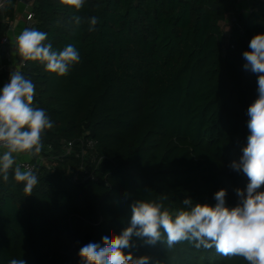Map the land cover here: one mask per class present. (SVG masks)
Segmentation results:
<instances>
[{
    "label": "trees",
    "instance_id": "1",
    "mask_svg": "<svg viewBox=\"0 0 264 264\" xmlns=\"http://www.w3.org/2000/svg\"><path fill=\"white\" fill-rule=\"evenodd\" d=\"M32 8L29 28L47 33L54 50L71 44L80 62L65 76L40 62L22 66L35 85L33 107L53 127L30 159L47 163L31 194L14 180L17 161L7 182L0 176V264H81V247L130 226L136 199L174 214L185 198L215 206L226 189V207L237 205L235 190L248 180L230 165L247 145V109L258 98L243 53L264 34V0H86L79 11L38 0ZM8 30L0 23V39ZM7 80L0 70V89ZM88 140L102 161L91 165L95 180L75 181L80 162L65 146L79 152ZM133 243L125 253L149 264H247L189 241Z\"/></svg>",
    "mask_w": 264,
    "mask_h": 264
},
{
    "label": "clouds",
    "instance_id": "2",
    "mask_svg": "<svg viewBox=\"0 0 264 264\" xmlns=\"http://www.w3.org/2000/svg\"><path fill=\"white\" fill-rule=\"evenodd\" d=\"M60 3L81 10L86 0H60ZM77 25L79 16L74 17ZM98 18L88 20V31H95ZM47 33L25 28L15 38L13 57L21 62L34 61L45 65V70L59 76L69 73L80 62L78 51L71 44L63 50L53 49L45 43ZM250 51L243 53L245 71L257 74L258 98L248 107L249 136L238 161L231 169L243 173L248 183L245 189L237 188L238 203L226 207V189L215 193V206L195 203L185 198V207L174 214L155 201L133 200L130 205V226L119 235L102 238L101 243L90 242L79 250L81 264H149L150 257L134 258L126 249L134 247L133 238L144 244L165 242L168 248L189 241L195 248L215 249L225 257H241L247 264H264V34L255 35L249 43ZM15 63V61H14ZM35 85L19 69L10 72L9 82L0 89V176L7 182L10 170L16 164L15 156L27 154L36 157L41 153L42 138L53 123L43 109L33 107ZM14 180L24 184L31 194L38 178L31 169L14 168ZM126 197L131 194L126 193ZM9 264H26L24 259H12Z\"/></svg>",
    "mask_w": 264,
    "mask_h": 264
},
{
    "label": "built area",
    "instance_id": "3",
    "mask_svg": "<svg viewBox=\"0 0 264 264\" xmlns=\"http://www.w3.org/2000/svg\"><path fill=\"white\" fill-rule=\"evenodd\" d=\"M11 1L12 0H0V12L5 10L9 6ZM37 1L38 0H29V2H27L26 0H19V2L26 4L27 7H30L31 2L34 4ZM34 18H35V14L32 8L27 13L26 28H29L33 24ZM234 20L235 19H233V21ZM9 29L13 30V26L9 25ZM10 43H11V38L9 35H6L0 39V60H2L3 62L6 61V63L0 65V70L8 74L7 82H9L10 72L16 69H19L21 71L22 66L24 65V61L23 62L20 61L18 64H15L13 62ZM96 145L97 142L94 140H88L86 142H83V144L81 145V150L79 152H75L73 142H68L67 145L65 146L66 155L74 154V156L80 162L77 173L73 177L75 181H77L79 178L90 179V180L96 179L95 173L91 169V165L98 166L99 163L102 161V159L95 154ZM1 151L3 150L0 149V152ZM44 163L45 165H47V163L44 162L43 158L38 159L36 162L30 160L17 161V165L21 167V170L31 169L35 175L39 171L40 166L43 165Z\"/></svg>",
    "mask_w": 264,
    "mask_h": 264
},
{
    "label": "crops",
    "instance_id": "4",
    "mask_svg": "<svg viewBox=\"0 0 264 264\" xmlns=\"http://www.w3.org/2000/svg\"><path fill=\"white\" fill-rule=\"evenodd\" d=\"M29 2V0H26ZM33 3H30V7H27L26 4L19 2V0H12L9 6L0 12V23L8 24L13 26V30H8L7 35L11 38V45L10 48L13 51V46L15 43V38L22 32L23 29L27 27V13L32 9ZM13 57V56H12ZM18 64L21 60L20 58L13 57V62ZM6 63V61L0 60V65ZM8 64V63H7ZM10 77V76H9ZM2 154V153H0ZM32 157L28 156L27 154H19L15 156V160H30Z\"/></svg>",
    "mask_w": 264,
    "mask_h": 264
},
{
    "label": "rangeland",
    "instance_id": "5",
    "mask_svg": "<svg viewBox=\"0 0 264 264\" xmlns=\"http://www.w3.org/2000/svg\"><path fill=\"white\" fill-rule=\"evenodd\" d=\"M243 189H245V188H243Z\"/></svg>",
    "mask_w": 264,
    "mask_h": 264
}]
</instances>
